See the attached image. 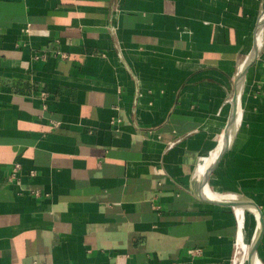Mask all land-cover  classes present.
<instances>
[{
  "label": "crops",
  "instance_id": "1",
  "mask_svg": "<svg viewBox=\"0 0 264 264\" xmlns=\"http://www.w3.org/2000/svg\"><path fill=\"white\" fill-rule=\"evenodd\" d=\"M261 12L264 0H0V264H234L240 210L204 200L197 169ZM237 110L207 185L264 218V25Z\"/></svg>",
  "mask_w": 264,
  "mask_h": 264
},
{
  "label": "water",
  "instance_id": "2",
  "mask_svg": "<svg viewBox=\"0 0 264 264\" xmlns=\"http://www.w3.org/2000/svg\"><path fill=\"white\" fill-rule=\"evenodd\" d=\"M264 25V14L263 12H261V15L256 23L255 29H254V41H253V46H252V50L245 62V64L243 65V67L241 68L239 75L237 77L236 80V84H235V89H234V93L232 96V100H231V110H230V115H229V119L227 122V125L224 129L223 132V141H224V145L221 148L219 154L217 155V157L215 158V160L213 161V163L210 165V167L207 169L206 173L202 175L201 178V195L203 197L204 200L217 204V205H221V206H228V207H240V208H245L246 210L249 209L248 211L251 212L254 217L256 218L257 222H258V232L256 234L255 239L253 240V244L252 247L250 249L249 255H248V264H252V257L257 255V251H258V246L263 234V230H264V218H263V212L260 209V207L253 201H249V200H240V199H235L233 201H226V202H221L215 199H211L209 198V196L206 193V189H208V178L209 175L211 173V171L213 170V168L216 166L217 162L219 161V159L221 158V156L225 153V151L229 148L232 137L229 138V130L231 129V127L234 124L235 121V117H236V112H237V103H238V99H239V95L238 92L241 89V85H242V81L245 75V72L247 70V68L250 66V64L254 61L256 55H257V50H258V41H259V36L261 33V29Z\"/></svg>",
  "mask_w": 264,
  "mask_h": 264
},
{
  "label": "bare ground",
  "instance_id": "3",
  "mask_svg": "<svg viewBox=\"0 0 264 264\" xmlns=\"http://www.w3.org/2000/svg\"><path fill=\"white\" fill-rule=\"evenodd\" d=\"M239 93H240V90L238 92V95H239ZM239 121H240V113H239V110H237L234 124L228 132L229 138L232 137L233 133L237 129V127L239 125ZM223 145H224L223 134H221L219 136L218 141L216 142L215 147H213L206 155H204L203 160L200 163V167L197 169V173L199 175H203L206 173L207 169L210 167V165L213 163V161L215 160V158L219 154ZM206 193L209 196V198L215 199V200H218L221 202H226V201H230V200L233 201V200L237 199L234 195L219 194V193H215L214 191H212L210 189H206ZM237 208L240 210V211H238L239 212L238 217L240 219V222H239V224L237 222L239 232L237 231V240H236L237 250H236V256L234 258V264H244L245 261L248 264V255H249L250 249L252 247L253 240L255 239L256 234L258 232V225L259 224H258L256 218L254 217L255 225L252 229L250 237L247 239V232H246V228H245V215L247 213H251L248 211L250 208L246 210L245 208L235 207V212H236ZM236 215H237V213H236ZM238 217H237V219H238ZM246 240H247V244H246ZM236 244H235V246H236ZM251 261H252V264H263L260 261L258 255L253 256Z\"/></svg>",
  "mask_w": 264,
  "mask_h": 264
},
{
  "label": "rangeland",
  "instance_id": "4",
  "mask_svg": "<svg viewBox=\"0 0 264 264\" xmlns=\"http://www.w3.org/2000/svg\"><path fill=\"white\" fill-rule=\"evenodd\" d=\"M216 193H219V192H216ZM219 194H221V193H219ZM254 225H255L254 216L251 213H247L245 215V228H246V232H247V239L250 237ZM246 244H247V240H246ZM234 250H235V248H234ZM244 264H247L246 261Z\"/></svg>",
  "mask_w": 264,
  "mask_h": 264
},
{
  "label": "built area",
  "instance_id": "5",
  "mask_svg": "<svg viewBox=\"0 0 264 264\" xmlns=\"http://www.w3.org/2000/svg\"><path fill=\"white\" fill-rule=\"evenodd\" d=\"M234 248H235V245H234ZM235 256H236V248H235V250H234L233 263H234V258H235Z\"/></svg>",
  "mask_w": 264,
  "mask_h": 264
}]
</instances>
